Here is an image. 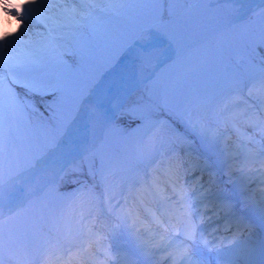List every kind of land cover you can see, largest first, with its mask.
<instances>
[{
    "label": "rangeland",
    "instance_id": "rangeland-1",
    "mask_svg": "<svg viewBox=\"0 0 264 264\" xmlns=\"http://www.w3.org/2000/svg\"><path fill=\"white\" fill-rule=\"evenodd\" d=\"M192 1L112 0L110 3L107 0H99L95 7L88 5L91 14L86 16L81 21V26L75 30L76 37L66 41L68 54L64 56V88L55 96H47L43 104H34V109H28L26 111L28 114L23 119L17 120V130L13 133L10 142L6 144L5 177L10 170L18 172L30 167L29 164L33 165L36 161L34 157L40 152L46 153L57 144L68 124L77 116L79 108L89 99L104 69L144 27L155 21L171 19L186 3ZM84 7L86 6L80 0H59L53 8L55 10L46 15L60 23L64 9L81 10ZM263 9L264 6L254 10L248 20L239 22L211 40L161 63L155 71V76L151 78L154 82L151 87L145 89L148 84L135 88L127 96L125 104L107 123V125L110 124V128L106 136L102 139L104 130L101 138L99 137L98 140L101 142L98 148L88 153L89 158H84L86 157L84 155L75 160L59 174L56 184L43 190L39 196L32 197L28 201L29 206L24 205L18 208L4 219L2 216L0 260L3 264L10 262V256L7 255L6 250L12 254V257H17L16 251L25 253L24 261L20 262L23 264H50L40 263L44 261L39 260L43 250H48L47 253L53 260L52 264H169L168 260L171 261L175 254L182 257L186 251H189L184 246L186 240H181L178 229L174 232L164 230L162 223L165 222V218L160 212L162 206L154 197V193L155 196L159 194L157 195L159 200L164 201V197H167L164 192L161 195L159 190L165 185L169 186L165 180L175 186L183 185L179 177L174 175V170L167 171L181 184L171 177L160 178L161 175H156V166L163 164L161 166L169 167L170 161L174 158H177L179 164L183 163L181 165L189 162L190 165H200L205 170L211 168L215 179H212L210 183H203L199 177H196L191 186H184L186 193L171 196V202L175 204L172 205L173 212L194 224L193 205L199 206L202 200L200 196L209 194L211 190L215 196L219 197L221 190L226 189L225 193L231 195L233 206L238 203L255 223L254 228L242 232L243 236L233 239L231 243H228V240L224 241V246L219 251L213 252L219 259H211V255L206 252L190 249L198 253L194 258L199 259L202 264H217L218 261H221V264H227L226 259L238 264H262L264 262V211L247 193L248 185L245 177L264 169V119L252 123L257 120V115L248 107L249 105L259 106L260 100L264 99V90L257 93L260 99L248 98L246 95L248 81H245L242 86L237 81L248 75L250 66L246 61L248 62L249 58L254 64L261 63L262 55H258V52L264 50ZM252 18H255V22ZM246 22L249 27H246ZM34 25L36 30L30 34L33 40L42 39L41 36L36 35L37 33L47 36L48 27L54 26L51 22L47 26L40 22ZM28 38L27 36L25 39ZM253 41H261V46L258 45L259 42L256 46L254 45V50L259 49L257 53L253 52L249 46ZM231 59L232 62L229 63ZM258 78L261 77L258 76ZM233 83L235 89H231ZM165 98L168 100L167 104L163 103ZM189 99L201 102L204 108L199 109L198 105L185 101ZM53 100L56 101L53 110L59 120L64 121L65 124L60 128L59 135L54 141L50 129L59 121L50 120L53 112L45 108V102ZM136 101L150 105V110H131ZM224 103L228 104L229 113L248 112L249 116L233 123L226 124L222 120L217 123V113ZM165 106H169L167 111L177 119L178 115L184 113L182 108L185 106L190 108L188 111L193 121H200L203 126L208 125L207 127L211 129L204 139L210 147L198 138L199 135L193 136L192 129L188 128L189 131L183 129L182 133L174 132L169 124L170 118L166 119L162 114L155 117L149 114ZM259 114L264 116V110H261ZM135 115L138 116L135 117ZM148 121L155 122L158 127L166 128L163 130L165 143L162 147L157 145L155 150L146 148L141 140L143 126ZM256 124H259V128L254 126ZM119 129L123 133H120ZM134 129L137 130L135 140L130 137ZM107 135H109L108 142H106ZM229 142L230 144H227ZM50 144L52 146H49ZM127 144L136 147V158L124 157V152L122 157L119 154L120 151L115 150L116 148L120 150ZM251 145H254L257 150L255 154L248 155L246 149ZM109 146L113 147L114 153L109 149L107 153L102 154L101 152ZM188 150L194 151L199 159L183 160V154ZM102 164H106L108 171L113 170L110 176L116 177L115 181L107 186V199L109 195L110 200L104 199V201L103 191L98 190V196L93 194L94 197L83 215L66 212L62 198H59V202L54 200L58 193L70 190V188L63 189L61 186L70 183L73 176L80 175L82 179L73 187L85 185L97 189L101 185L100 179L104 181L100 176L104 171ZM135 167L141 168V174L138 173L133 177L136 173ZM253 179L257 180L258 176ZM262 186L264 188V185ZM189 193H193L192 198ZM50 207L53 208L50 209ZM54 208L60 210L59 217ZM105 208L106 210L110 208L116 216H111ZM116 219L120 222L118 223ZM169 219L174 227L181 226L174 221L173 217L170 216ZM154 220H157L155 221L156 230H163L164 235L173 234V237H165V241L149 238L146 235L147 228L140 224L145 222L151 227ZM195 224L198 229L204 221H196ZM248 237H252L253 240H249ZM58 239L61 242H58ZM12 243L13 249L10 245ZM169 247L172 251L164 253L163 250ZM197 249H201V246ZM40 250L41 253H39ZM57 250L60 252L55 253ZM181 257L178 264H182ZM183 264H187V261Z\"/></svg>",
    "mask_w": 264,
    "mask_h": 264
},
{
    "label": "snow or ice",
    "instance_id": "snow-or-ice-1",
    "mask_svg": "<svg viewBox=\"0 0 264 264\" xmlns=\"http://www.w3.org/2000/svg\"><path fill=\"white\" fill-rule=\"evenodd\" d=\"M80 2L86 6L84 11H78L75 8L64 9L61 13L62 22L57 23L53 21L51 16L46 15L54 5L45 2V0H0V11L4 14L3 20L0 21V205L3 204L5 183L7 180H11L14 175L19 174V172L10 170L6 180L4 171L6 144L10 142L13 133L17 130V120L23 119L24 109L27 107L34 109V101L31 103L23 102L13 87L23 88L26 96L40 97L55 96L56 93L63 90L64 56L68 54L66 41L76 37L75 30L81 26V21L91 14V9L87 6L95 7L99 0H80ZM169 11L171 12V10ZM13 21L16 24L14 30L11 27ZM36 22L46 26L51 22L54 26L48 27L47 36L37 33L36 35L41 36L42 39L33 40L30 29ZM54 32L55 35H53ZM26 36L29 38L25 39ZM254 89L255 85L248 86L247 97L260 99L257 93L264 90V80H261L259 89L255 91ZM55 103V100L45 102L46 110L53 112L49 119L59 121L50 129L53 141L58 137L60 128L65 126L64 121L59 120L58 115L53 110ZM163 103L167 104L168 100L165 98ZM248 107L256 113L259 119V112L264 110V99L260 100L259 106L249 105ZM150 108V105L136 101L131 110H150ZM248 116V112L235 111L229 113L228 104L224 103L217 113L216 122L219 123L222 120L226 124L233 123ZM178 119L187 128L193 130L194 136L202 135L211 130L207 126H203L200 121H193L191 116L185 120L183 115H178ZM254 126L259 128V124ZM141 140L146 148L155 150L157 145L162 147L165 143L163 129L158 127L155 122L148 121L144 124ZM42 154L40 152L33 159L37 160ZM9 165L11 166L10 159ZM0 224H2V213H0ZM196 228L197 225L194 223L192 230L185 237L193 246L197 243ZM199 236L200 242L210 251H219L224 246V241L228 240L227 237H224L219 243H215L205 240L202 234ZM161 239L163 240V238ZM231 242L232 240H228V243ZM197 255V252L186 251L181 257L182 264L184 261H187V264H202L199 259L194 258ZM0 264H3L2 260H0Z\"/></svg>",
    "mask_w": 264,
    "mask_h": 264
},
{
    "label": "bare ground",
    "instance_id": "bare-ground-1",
    "mask_svg": "<svg viewBox=\"0 0 264 264\" xmlns=\"http://www.w3.org/2000/svg\"><path fill=\"white\" fill-rule=\"evenodd\" d=\"M57 1H59V0H45V2L53 4L54 7L56 6V2ZM241 1H243V0H213L212 2L217 7H221V8L223 7V9L221 11H223L225 9L226 12L228 10H230L231 12H235V11H242V10H246L247 9L246 6H245V4H243V5L241 4ZM258 1H260V0H257V2ZM246 2L247 1H245V3ZM53 8L50 11L55 10ZM220 12L218 14H220ZM0 14H2L3 15V18H4V14H3L2 11H0ZM171 19H173L172 22L180 23L183 20V17H182V15H177L176 17H172ZM167 24H168V22L165 23V25H167ZM11 27H12L13 30L16 28V24H15L14 21H13ZM34 30H36V26L33 24V26L30 29V34ZM196 31H197V29L195 31H193L192 34H194ZM26 37H24V38H26ZM161 45H166L165 50L168 53L171 52V47L169 46L168 43L166 44V42H163ZM144 63H146L145 66H143ZM153 63L154 62L151 59L148 61V56H145V57H142L141 56V58L138 60L137 65H136V67L138 68V71L135 72L132 75H129L127 78H125V79L120 80L119 82H117L118 85L115 86L116 88H114V87L112 88L111 87L110 89H112V91H114V92L115 91L116 92H120L122 90H124V92H125L126 91V88H128L129 86H132L133 83L138 79V77H141V76H138V74L139 73H144L145 70H147L149 68V66L151 64H153ZM89 99L92 100L91 97H89ZM93 99H94V96H93ZM93 102H94V100L92 101V103ZM89 105H87V106H89ZM116 114L117 113H115L114 116ZM114 116H113V113L111 112L109 118L113 119ZM227 144H230V142L227 143ZM231 150H234V149L231 148ZM256 150H257L256 147L254 145H251V147H249L248 149H246V154H248V155L255 154L256 153ZM183 156H184L183 157L184 158L183 160H185V161H188L190 159H196V160L199 159L198 157H196V155L194 154V151H192V150L186 151L183 154ZM262 156H263V154H262ZM170 162H171V164L168 165L169 167L161 166L163 164L156 166L155 167L156 175H161L160 178H162V177H169L170 178L171 177L177 183H180L179 180H181L183 182V185H181V187L175 186L172 183L169 184L170 181L165 180V182H167V184L170 187L169 186L167 187V185H165L164 186L165 188H159V190L161 192L160 193L161 195H162V192H164V194H167V197H164L165 200H164V205H163V211L168 212L169 216L174 217V219H175L176 222L183 223L184 229L182 231H183V233L185 235H187L188 232H186V230L187 231L191 230L193 224H192V222H190L188 219H185L184 217H180V216H175L174 215V213L172 212V208L169 207V204L170 203L172 205H175L173 202H171L172 197L174 195H177L178 193L179 194L186 193V192H184V188H185L184 186L187 187V186L193 184L192 182H193V179H194L195 176H199L200 178H203V182L204 181H207L209 183L211 181V179H213V175H212L211 168L205 170L202 166H200V165L192 166V165H190L189 162H186V163H184V165H181L183 163H180L179 164L178 161H177V158H174ZM169 168H171V169H169ZM176 168H178V169H176ZM181 168H183V169H181ZM167 170H169V171H173L174 170L173 173H174L175 176H178L179 177V180L174 179L173 176H172V174H169ZM184 175H186V176L184 177ZM209 176L211 177V179L209 178ZM257 176H258V179L257 180H254L253 178H255ZM245 178H246V183L248 185L247 186V193L251 195L250 197L253 199V201L256 204H258L263 209V211H264V188L262 186V185H264V183H262L264 181V169L261 172H259V173H251V174L247 175ZM214 179H215V177H214ZM7 187L8 186L4 187V192H6ZM204 187H207V186L205 185ZM192 194L189 193V195H190L191 198L193 196ZM157 195H159V194H157ZM157 195L155 196L156 198H157ZM193 208L195 209L194 206H193ZM179 211H181V210L179 209ZM195 213H196V211H195ZM220 214H221L220 212L215 213L214 219L216 220V217L218 218ZM163 215H166L165 212H163ZM192 216H193L192 217V221L195 220L198 217V215L194 216L193 214H192ZM203 216H204V218H203ZM232 216H234V215H232ZM243 216H241V215L240 216H237L236 217V222H233V223H230V224H227V225L225 224V221L224 220H216V221H214V220L210 221L209 220V221H207L209 224L207 223L206 224V227L208 225V229H211L213 227H217V228H220V229H227L226 231L229 234H227L226 237L228 239H231V238L235 237L234 239H236V237L238 236L237 235L238 233H240L243 230H246V229H249V228H253L254 227L253 222L250 221L249 218H247L245 216L243 217ZM198 218L199 219L203 218L200 221H206L207 216H205V214H202L201 213ZM155 221H157V220H154V223L152 224V226H154V228H152L151 225H150L151 227H149V225H147L145 222H142V224H140L141 226H144L145 228H147L148 231L146 232V235L149 238H152L154 240H158V239L163 238V240L161 239V241H165L167 237L168 238L172 237L173 234H169L168 233V234L164 235V233H163L164 231L163 230H156L155 229ZM196 221H197V219H196ZM162 226H163L164 230L166 228H171L172 227V225L165 224V223L162 224ZM166 230H170V229H166ZM234 233H237V234H234ZM219 236H221V235H219ZM219 236H216L215 237V243H217L220 240L219 239L220 238ZM241 236H243V234H241ZM185 246L186 247L187 246L190 247V243L186 244ZM171 251H172V248L171 247L165 248V250H163L164 253H170ZM160 257H162V256H160ZM180 257H181L180 255L175 254V257L173 256V259L171 261L168 260L169 264H172L173 262H175L176 264H178Z\"/></svg>",
    "mask_w": 264,
    "mask_h": 264
},
{
    "label": "trees",
    "instance_id": "trees-1",
    "mask_svg": "<svg viewBox=\"0 0 264 264\" xmlns=\"http://www.w3.org/2000/svg\"><path fill=\"white\" fill-rule=\"evenodd\" d=\"M107 1H110V3L112 2V0H107ZM84 9H85V7L83 9H81V10H78V11H84ZM110 10H111V8H110ZM258 42L259 41H257V42H254L253 41L249 45L250 48L255 53H257L258 52L257 50H259V49H255L254 50L253 48H254V45L256 46V43H258ZM258 45L261 46V41L259 42ZM76 54H78V53H76ZM258 55H260V56L262 55L261 56V59H260L261 63L254 64V63L251 62V59L250 58H249V61L248 62L246 61V63L250 66V70L248 71V75L247 76H245V77H243V78H241V79H239L237 81V82L240 83L241 86L245 82V79H249V77H250V80H252V81H254V80L258 81L259 80L258 76L261 77L262 80H264V75H263L264 74V50H261L260 53L258 52ZM260 81H258V82H260ZM238 86L239 85H237V87ZM235 88L236 87L234 86V83H233L231 85V89H235ZM19 89H21V91ZM13 90L20 95L21 100L23 102H25V103H31V102L34 101V104L40 105V104H43L42 102L47 97V96H45V97H40V96H26L25 95V90L23 88L19 87V86H14L13 87ZM30 108L31 107H27V108L24 109L23 117H25L26 114H28V112H26V111L28 109L30 110ZM102 168H103L104 171H103V173H101V176L104 179V184H105V189H106V185H108V182H110V180L113 177H115V176H110L109 175V174H112L113 173V170L112 171H108L106 169L107 168L106 164H104V165L102 164ZM112 183L113 182L111 181L110 184H112ZM91 194H94V192L91 189L86 188V187H81V188H78V189H74V190L68 191L66 193H59L58 196H57V198H55L54 200L58 201L59 198L61 197L62 198V201H63V208L65 209L66 212H68V213H74L75 215H78V214H81L82 215L83 212L85 211V209L89 206V203L91 202L92 198L94 197ZM52 208L53 207H50V209H52ZM54 210L55 211L58 210L60 212L59 209H55L54 208Z\"/></svg>",
    "mask_w": 264,
    "mask_h": 264
},
{
    "label": "clouds",
    "instance_id": "clouds-1",
    "mask_svg": "<svg viewBox=\"0 0 264 264\" xmlns=\"http://www.w3.org/2000/svg\"><path fill=\"white\" fill-rule=\"evenodd\" d=\"M3 20V15L2 14H0V21H2Z\"/></svg>",
    "mask_w": 264,
    "mask_h": 264
}]
</instances>
